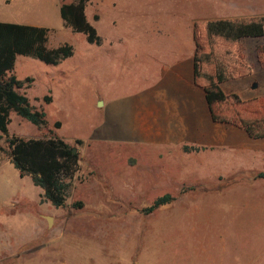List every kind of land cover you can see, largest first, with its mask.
<instances>
[{
	"label": "rangeland",
	"instance_id": "374dc122",
	"mask_svg": "<svg viewBox=\"0 0 264 264\" xmlns=\"http://www.w3.org/2000/svg\"><path fill=\"white\" fill-rule=\"evenodd\" d=\"M70 1L0 0V22L45 27L48 47H72L56 64L15 56L7 75L24 82L17 90L44 113L45 125L11 112L8 136L58 137L80 158L63 206L55 207L29 176H19L0 133V264L263 263L256 256L264 255V208L257 221L252 202L264 206V185L244 187L253 149L226 144L188 156L183 146L209 141L210 127L216 143L247 137L219 139L231 126L211 121L203 92L178 90L189 84L194 23L264 16V0H89L85 15L99 44L66 26L59 7ZM263 44L264 35L237 42L251 73L222 82L226 93L264 96ZM166 104L182 109L170 117ZM184 116L192 122L180 134L185 145H160L167 122L177 127ZM165 193L174 199L142 212Z\"/></svg>",
	"mask_w": 264,
	"mask_h": 264
},
{
	"label": "trees",
	"instance_id": "16d2710c",
	"mask_svg": "<svg viewBox=\"0 0 264 264\" xmlns=\"http://www.w3.org/2000/svg\"><path fill=\"white\" fill-rule=\"evenodd\" d=\"M88 1L62 3L60 16L72 31L83 33L89 43L99 44L101 38L85 15ZM47 33L45 27L0 22V133L6 136L8 148L5 153L19 176H29L34 185L42 188V197L53 206L60 207L78 170V151H72L73 146L58 137L25 139L8 136L11 112L37 127L45 125L44 113L32 109L26 95L17 90L24 82L14 75H7L13 69L15 56H32L45 63L56 64L72 54V47L67 43L48 47ZM262 35L263 15L200 20L193 25L196 45L193 82L204 90L212 120L244 128L256 138L264 137V96L242 100L236 93H226L221 83L251 73V67L237 55L236 44L242 38ZM258 60L264 67V44L258 47ZM25 81L30 82L31 79L26 78ZM55 125L59 126V123ZM183 149L198 150L187 145ZM173 199L170 193L157 196L149 206L142 208V212L150 214Z\"/></svg>",
	"mask_w": 264,
	"mask_h": 264
},
{
	"label": "crops",
	"instance_id": "0c3cea01",
	"mask_svg": "<svg viewBox=\"0 0 264 264\" xmlns=\"http://www.w3.org/2000/svg\"><path fill=\"white\" fill-rule=\"evenodd\" d=\"M188 65H190V67H192L191 75H190V77L188 79L189 80V84L187 86H185V87H182V82H181V86H180L178 91H182L183 93L186 92L187 94H192V95L194 94V96H196V94H198V93H201V95H202V92H203L202 98L204 96V99H205V102H206L204 90L201 87L195 85L194 82H193V69H194L193 56H192L191 64L188 63ZM221 87H222V83H221ZM167 107H168V104H166V110H165L164 114L168 115V113H169L170 115H168V116H170V117L173 116L172 114H174V112H173L174 109H178L177 107H170L169 110H168ZM187 107L188 106H186V108ZM206 107H207V110H208L209 117H210L211 121L214 122L212 120V118H211L207 102H206ZM180 109H182V108H179L178 110H180ZM170 112H172V113H170ZM170 117L168 118V120L170 119ZM184 117H185L184 118L185 119L184 120V124H180L177 127L174 126V125L172 126L169 122H167V129L162 133L163 136H162V140L160 142V145L162 144L164 147L165 146L166 147L167 146H178V145H180V143L185 145L182 142V138H181L180 134H182L183 132L184 133L187 132L188 130L186 129V127H191V123L192 122L188 121L186 123V116H184ZM215 123H219V122H215ZM221 124H228V123H221ZM229 126H231V127H228V126L227 127H223L225 129H222V134L223 135L218 136L219 139H225L226 137H228L227 135H225L226 132L231 133L232 134L231 137H234L236 135H239L240 134L239 132H241V131L244 132V134L247 137V139L246 138L244 139L242 137V135H241L240 138H238V137L235 138V139L232 138L231 142H226V141L223 142L222 141V142H217L216 143L215 141L213 142V141L210 140V138L213 137L212 134H211L213 127H210L207 130V132H206V137H207L206 139H208L209 141L204 142V143H197V144L193 145L194 147H197L198 150H190L191 152H187L188 156H194V157H196V155H199V156L202 155L203 156V155H205L204 154L205 150L207 152H213L216 148H221L219 146L224 147L226 144L228 146L242 145L241 146L242 148H239L238 150H240L241 152H244V153H246L247 151H250V148H252L253 149L252 156L255 158V161H253V167H254L253 170L254 171L251 172V178L247 179L244 182L245 183L244 187L245 188H252L251 185L253 183H257V181L263 182L260 185H264V170H263L264 169V137H259V138L252 137L246 132V130L244 128L237 127V126L232 125V124H229ZM158 133H159V131H158ZM190 133H191V135H198V134L202 133V131H200V133H199V131L197 129H192L190 131ZM157 137H159V135ZM174 143H176V145H174ZM188 145H190V144H188ZM209 154H211V153H209ZM241 165H244V163L241 164ZM241 168H244V167H241ZM238 171H241V170L238 169ZM221 179H222V177H221ZM240 182L241 181H237L234 185L232 184V186H230V188H232L234 186H237V187L240 186ZM252 204L251 205L253 206V213L255 215V218L257 219V221H259L260 217H257V216H259V214H261L264 206L257 205V201L252 202ZM256 257H264V255L262 254L261 256H256ZM253 264H264V260H263V263H261L258 260V261H255Z\"/></svg>",
	"mask_w": 264,
	"mask_h": 264
},
{
	"label": "water",
	"instance_id": "95a60500",
	"mask_svg": "<svg viewBox=\"0 0 264 264\" xmlns=\"http://www.w3.org/2000/svg\"><path fill=\"white\" fill-rule=\"evenodd\" d=\"M254 86H255V85H254ZM75 150H76V149L73 147V148H72V151H75ZM46 219H47V223L50 224V217H46Z\"/></svg>",
	"mask_w": 264,
	"mask_h": 264
}]
</instances>
